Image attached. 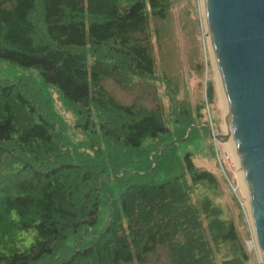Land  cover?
Masks as SVG:
<instances>
[{"label": "trees", "instance_id": "16d2710c", "mask_svg": "<svg viewBox=\"0 0 264 264\" xmlns=\"http://www.w3.org/2000/svg\"><path fill=\"white\" fill-rule=\"evenodd\" d=\"M170 3L0 0V58L38 69L85 135L70 147L39 86L0 78V264H148L160 245L173 264H246L235 221L194 195L215 173L179 139L156 142L172 134L159 105L121 103L104 84L153 76L150 18Z\"/></svg>", "mask_w": 264, "mask_h": 264}, {"label": "rangeland", "instance_id": "374dc122", "mask_svg": "<svg viewBox=\"0 0 264 264\" xmlns=\"http://www.w3.org/2000/svg\"><path fill=\"white\" fill-rule=\"evenodd\" d=\"M150 24L155 59L153 76H128L121 82L112 77L106 78L105 87L121 103H134L140 109L157 108L159 105L163 109L172 134L160 137L156 142L162 146L167 140L179 139L181 152L190 151L197 168L215 173L218 185H198L194 189L195 197L209 196L213 203L222 208L224 217L235 221L249 254L246 264H263L249 207V195L247 197L248 187L243 181L240 167L237 165V170L231 172L238 191L235 193L217 163V149L226 150L224 155L229 154L233 163L237 157L234 155V159L231 155L227 142L218 143L214 137L227 131L229 112L207 28L204 1L171 0L166 18L151 17ZM22 77L29 79L37 88L39 86L44 100L50 99L52 109L59 115H56V124L64 131L65 142L70 143V147L74 144L82 148L85 135L75 125L79 121V114L76 108H68L64 104L59 89L53 84H44L38 69L0 58V78ZM210 85L214 89L212 100L207 94ZM46 103L49 105L47 100ZM190 116L194 126L184 128L182 122ZM148 264H173L167 245L157 247L149 255Z\"/></svg>", "mask_w": 264, "mask_h": 264}, {"label": "water", "instance_id": "95a60500", "mask_svg": "<svg viewBox=\"0 0 264 264\" xmlns=\"http://www.w3.org/2000/svg\"><path fill=\"white\" fill-rule=\"evenodd\" d=\"M204 9L229 112L215 138H234L264 264V0H204Z\"/></svg>", "mask_w": 264, "mask_h": 264}, {"label": "built area", "instance_id": "2783aa9c", "mask_svg": "<svg viewBox=\"0 0 264 264\" xmlns=\"http://www.w3.org/2000/svg\"><path fill=\"white\" fill-rule=\"evenodd\" d=\"M225 152L226 150L217 149L216 151L217 163L225 179L230 184L232 190L235 193H238L237 186L235 185L234 182V177L231 176V172L233 171V169L234 171L237 170V163L232 162V158L231 157L229 158L230 156L229 154L225 156L224 155Z\"/></svg>", "mask_w": 264, "mask_h": 264}, {"label": "bare ground", "instance_id": "6f19581e", "mask_svg": "<svg viewBox=\"0 0 264 264\" xmlns=\"http://www.w3.org/2000/svg\"><path fill=\"white\" fill-rule=\"evenodd\" d=\"M204 1V0H203ZM210 36V35H209ZM210 40H211V37H210ZM212 44V43H211ZM213 47V46H212ZM214 55V54H213ZM215 58H216V56H215ZM216 62H217V60H216ZM218 65V64H217ZM218 67V66H217ZM218 69H219V67H218ZM219 73H220V71H219ZM219 75V74H218ZM220 79H221V84H222V91H223V95H224V100L226 101V96H225V92H224V88H223V83H222V78H221V74H220V77H219ZM226 103H227V101H226ZM227 107V106H226ZM229 129H230V124H229ZM231 131V130H230ZM227 145H228V147L230 148V153H231V155L233 156V157H235L234 155H236V157H237V160H236V163H237V165H239V167H240V170H241V174H242V177H243V181H244V183H245V185H247L246 184V178H245V174H244V171H243V168H242V165H241V163H240V159H239V156H238V153H237V147H236V144H235V141H234V138H233V136L231 135L230 136V138H229V140L227 141ZM235 152V153H234ZM236 157L234 158V159H236ZM246 188V187H245ZM247 189V188H246ZM249 192V191H248ZM247 193V192H246ZM248 195H249V193L247 194V197H248ZM248 201H249V207H250V210H251V206H250V195H249V197H248ZM251 214H252V210H251ZM252 216V215H251Z\"/></svg>", "mask_w": 264, "mask_h": 264}]
</instances>
